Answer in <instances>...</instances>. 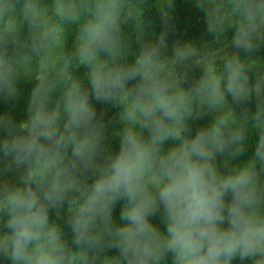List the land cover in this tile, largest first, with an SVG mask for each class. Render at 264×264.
<instances>
[{"label": "clouds", "instance_id": "clouds-1", "mask_svg": "<svg viewBox=\"0 0 264 264\" xmlns=\"http://www.w3.org/2000/svg\"><path fill=\"white\" fill-rule=\"evenodd\" d=\"M193 2L0 0V264H264V0Z\"/></svg>", "mask_w": 264, "mask_h": 264}, {"label": "trees", "instance_id": "trees-1", "mask_svg": "<svg viewBox=\"0 0 264 264\" xmlns=\"http://www.w3.org/2000/svg\"><path fill=\"white\" fill-rule=\"evenodd\" d=\"M150 3L154 2V0H149ZM173 23L175 25V32L174 34L169 36V50L171 49V44L175 39L180 40H194L198 44L201 43L203 40L211 39L205 33V24L203 20V14L199 12L194 7L193 0H175V10L173 12ZM145 19L152 23V28L155 32L159 33L161 30L159 16L156 9L153 7L150 11L146 12ZM72 31H75V27L73 26ZM229 37L231 33L228 34ZM72 43V36L68 37V45L71 46ZM258 56L264 58V47L260 49L257 53ZM84 69L81 68L78 74L82 75ZM195 76H199V70L195 71ZM34 86V81L28 82L22 80L18 87L20 89V97L15 101H4L0 99V113H10L12 117L19 121L22 119H26V108H27V100L30 95L31 88ZM95 103V102H94ZM254 108V105H252ZM97 108L98 115L100 112H105L104 119L105 121H112L113 123L109 124L108 133H109V140L108 144L110 145L113 151L118 150L119 140L112 136V133L119 129V124L115 123L117 120V113L119 109L112 108L108 105L103 104H95ZM211 117H205L202 120H197L192 122V129L193 132L199 126H202L208 122ZM256 135L253 134L252 138L249 140V145L247 152L240 158V161L249 159L253 152H254V141L256 139ZM121 205L118 204L114 210V218L119 222V210ZM52 216H55V212L52 213ZM153 222L160 224V227L163 229V224L160 223L159 217L153 218ZM65 232L70 236V230L65 226ZM110 254H116L115 250H112ZM234 264H239V261H234Z\"/></svg>", "mask_w": 264, "mask_h": 264}]
</instances>
